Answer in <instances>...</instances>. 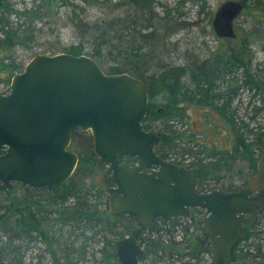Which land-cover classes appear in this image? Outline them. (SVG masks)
I'll list each match as a JSON object with an SVG mask.
<instances>
[{"label": "trees", "instance_id": "16d2710c", "mask_svg": "<svg viewBox=\"0 0 264 264\" xmlns=\"http://www.w3.org/2000/svg\"><path fill=\"white\" fill-rule=\"evenodd\" d=\"M153 1L32 0L17 6L13 0H0V81L9 87L11 76L39 53L86 54L106 73L127 72L146 86L148 109L142 126L160 136L156 152L194 169L199 191L237 189L223 185L227 175L246 168L256 176L257 159L264 151L263 130L249 129L227 107L240 88L259 91L264 102V64L259 62L263 67L251 71L245 57L253 32L247 30L248 36L241 37L235 29L234 38L222 37L224 46L202 60L189 55L181 60L175 54L170 59L163 55L164 42L177 22L169 10L158 14ZM239 1L241 14L249 11L264 29V0ZM63 29L71 33L68 44L54 40ZM157 48L163 50L154 54ZM192 107L199 109L194 123ZM211 108L223 120H215ZM71 148L79 160L66 181L51 188L13 182L0 191V264H80L87 257L100 264H120L115 242L125 235H132L143 248L147 264H202V255H210L203 210L193 209L188 218L156 219L147 226L127 214H113L107 184L103 175L98 178L106 165L94 154L90 133L74 130ZM185 155L187 163L181 161ZM127 158L121 157V162ZM263 217L264 206L250 215L249 235L258 236L255 224ZM178 227L182 231L177 239ZM260 239L252 247H237L236 256H246L249 262L264 260V237ZM34 248L41 252L25 262Z\"/></svg>", "mask_w": 264, "mask_h": 264}, {"label": "water", "instance_id": "95a60500", "mask_svg": "<svg viewBox=\"0 0 264 264\" xmlns=\"http://www.w3.org/2000/svg\"><path fill=\"white\" fill-rule=\"evenodd\" d=\"M242 10L239 0L221 2L211 21L215 34L234 38ZM147 109L145 84L127 72L106 73L86 54L34 55L11 76L9 91L0 93V191L13 182L51 188L66 181L79 160L70 148L73 131H87L107 167L110 212L147 226L202 209L213 263L231 264L247 232L246 214L264 205V151L254 191H199L194 169L156 152L160 136L142 126ZM122 156H133L134 164L121 163ZM115 255L120 264H143L144 250L125 235L115 242Z\"/></svg>", "mask_w": 264, "mask_h": 264}, {"label": "rangeland", "instance_id": "374dc122", "mask_svg": "<svg viewBox=\"0 0 264 264\" xmlns=\"http://www.w3.org/2000/svg\"><path fill=\"white\" fill-rule=\"evenodd\" d=\"M16 2L17 6H22L23 4H30L32 0H13ZM181 0H154L153 3L155 5V10L158 14H163V10H169L171 12V16L176 20L177 26L170 27L171 33H174L172 37L168 35L167 40L164 42L166 46H164V50L157 48L153 50L154 54H159L163 50V55L167 56L171 59L174 54L182 60L183 55H189L197 60H202L210 56L211 53L215 52L218 48L221 49V46H224L226 43L223 41L222 37H218L213 28H212V18L217 6L223 2L224 0H184V2H180ZM249 12V11H248ZM241 14L234 22V27L236 30H239L241 37H247L246 33L249 30V41H250V53L248 52L245 56L247 60L251 61V71H255V69L259 66V68L263 67L258 65L259 62L264 64V29L263 25H261V21L254 20L249 13ZM179 24V25H178ZM251 27V28H250ZM164 33V32H163ZM170 33V34H171ZM71 33L66 29L62 30L60 36L55 38L56 42H60L61 44H68L71 41ZM61 37V38H60ZM220 44V47H219ZM163 48V47H162ZM145 50L146 53L150 51L148 48ZM152 50V48H151ZM153 55V54H151ZM155 61L157 59H154ZM258 68V69H259ZM238 74V80L241 82L243 80L242 69L235 70ZM244 76V75H243ZM264 79V76H263ZM260 81V80H259ZM8 90V85L4 81H0V92H6ZM221 103L219 101L217 104ZM229 112H233L235 117H238L239 121L243 122V125H247V127L253 130L260 129L264 132V102L261 99V94L258 91L255 93L254 89L240 88L239 91L234 95L232 102H229V106L227 105ZM211 108V113H213V118L217 121L223 120L219 115V111H213ZM227 109V111H228ZM191 122L194 123L196 121V117L198 115L199 109L192 107L191 110ZM241 123H239L240 125ZM196 125V124H195ZM246 127V128H247ZM244 129L245 127H240ZM247 128V129H248ZM74 149V148H73ZM179 159V158H174ZM189 158L186 157L181 161L187 163ZM234 174L227 175L228 180L225 181L223 185L239 188L247 183V187L251 189H255V181L256 176L250 175L249 171L246 168L240 169L237 173L235 170ZM106 174L105 171L98 175V178L101 179L102 175ZM264 218V217H263ZM260 218L259 220L262 223H259L255 226V230L260 231L264 227L262 226L264 219ZM189 222V221H188ZM181 229L178 227L176 233V238H180ZM248 238L247 242H251V247L255 242H261L260 238L264 237V233ZM96 246V245H95ZM98 248V245H97ZM41 251H37L35 248L29 250L26 253L25 262L35 258L37 254ZM48 254L45 253V257L43 258L44 263L48 262ZM203 262L202 264H207L211 261V256L207 253L202 255ZM144 264L145 261L143 260ZM80 264H100L93 257H87L86 260L80 262ZM175 264H182L181 262H176Z\"/></svg>", "mask_w": 264, "mask_h": 264}, {"label": "flooded vegetation", "instance_id": "af4514ba", "mask_svg": "<svg viewBox=\"0 0 264 264\" xmlns=\"http://www.w3.org/2000/svg\"><path fill=\"white\" fill-rule=\"evenodd\" d=\"M72 139H73V135H72ZM124 157V156H123ZM126 157H128L127 159H128V162H123V163H126V164H130V165H132V164H134V162H135V158L133 157V156H126ZM106 173H108V171H107V167H106ZM104 177V176H103ZM106 184H107V187L106 188H108L109 186H111V184L109 183V182H106V181H104ZM255 185H256V181H255ZM241 188V187H240ZM247 188H249V187H247ZM237 189H239V188H237ZM237 189H233V190H237ZM251 189V188H250ZM252 191H254L255 189H251ZM264 206V205H263ZM262 209V208H261ZM260 209V210H261ZM260 210L258 211V212H260ZM205 212V211H204ZM258 212H256V213H258ZM251 214H255V213H248V214H246V222L245 223H243V226L244 227H246V229H247V232H246V235H245V237L237 244V246H236V248L237 247H245V245L246 244H248L249 242H247V240H248V238H252V237H256V236H254V235H249V230H250V225H249V219H250V215ZM205 215H206V213H205ZM204 215V216H205ZM253 225V224H252ZM257 224H255V226H256ZM207 233V232H206ZM261 233H260V231H257V234L256 235H260ZM208 235V234H207ZM208 240H209V236H208ZM255 243H261V242H255ZM210 244V243H209ZM250 244L251 243H249V246H250ZM263 244V251H262V253L264 254V243H262ZM247 246V245H246ZM236 248H235V260L231 263V264H264V260L261 258L260 259V257L258 258V259H255L256 261H254L253 260V262H249V260H247V258H245L243 255L242 256H240V257H237L236 256ZM244 253V252H243ZM210 256H211V252H210ZM264 256V255H263ZM211 261H212V257H211ZM213 262V261H212ZM214 264V263H213Z\"/></svg>", "mask_w": 264, "mask_h": 264}]
</instances>
